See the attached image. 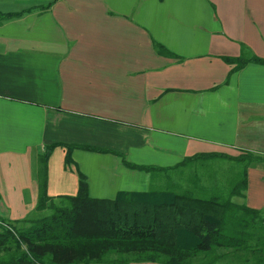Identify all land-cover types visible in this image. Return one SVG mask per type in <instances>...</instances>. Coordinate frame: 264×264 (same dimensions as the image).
<instances>
[{"label":"crops","instance_id":"obj_1","mask_svg":"<svg viewBox=\"0 0 264 264\" xmlns=\"http://www.w3.org/2000/svg\"><path fill=\"white\" fill-rule=\"evenodd\" d=\"M0 218L31 215L38 159L49 197L94 199L161 182L225 185L240 167L194 160L155 176L124 166L176 167L201 154L264 158V65L237 72L223 57L246 46L264 59V0H0ZM155 44L171 55L156 53ZM227 80V81H226ZM227 164V166H226ZM244 203L264 208V164L248 168ZM153 185V186H152Z\"/></svg>","mask_w":264,"mask_h":264},{"label":"trees","instance_id":"obj_2","mask_svg":"<svg viewBox=\"0 0 264 264\" xmlns=\"http://www.w3.org/2000/svg\"><path fill=\"white\" fill-rule=\"evenodd\" d=\"M48 7L0 14V24ZM154 47L161 56L171 55L158 44ZM223 60L234 66L230 75L247 64L264 65V59L244 45L238 57ZM56 146L65 148L68 167L75 149L121 156L89 146L45 147L38 159L33 213L15 221L0 218V264H264V208L252 209L244 203L246 172L263 165V157L201 154L167 169L123 161L128 168L150 173L152 183L156 175L197 159H228L240 169L235 180L225 185H199L190 179L184 187L168 183L147 192L121 191L114 199L90 198L86 180L79 174L74 196L49 197L47 160ZM42 212L47 215L38 217Z\"/></svg>","mask_w":264,"mask_h":264},{"label":"rangeland","instance_id":"obj_3","mask_svg":"<svg viewBox=\"0 0 264 264\" xmlns=\"http://www.w3.org/2000/svg\"><path fill=\"white\" fill-rule=\"evenodd\" d=\"M226 166H227V164H226ZM177 183H178V182H175V184H177ZM167 184H168V183H166V182L164 181V179H162L161 182H158L157 184L154 185V188L163 187L164 185H167ZM182 186L184 187L185 185L182 183ZM234 201L237 202V203H241V202H242V201L239 200V199H234ZM45 215H47V212L39 213L37 216H38V217H42V216H45ZM145 264H147V263H145Z\"/></svg>","mask_w":264,"mask_h":264}]
</instances>
